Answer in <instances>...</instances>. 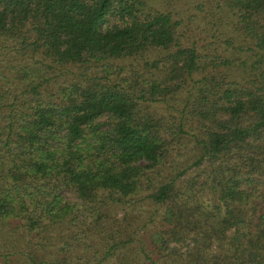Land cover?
Instances as JSON below:
<instances>
[{"label":"trees","instance_id":"obj_1","mask_svg":"<svg viewBox=\"0 0 264 264\" xmlns=\"http://www.w3.org/2000/svg\"><path fill=\"white\" fill-rule=\"evenodd\" d=\"M163 1L0 0V264H264V0Z\"/></svg>","mask_w":264,"mask_h":264},{"label":"rangeland","instance_id":"obj_2","mask_svg":"<svg viewBox=\"0 0 264 264\" xmlns=\"http://www.w3.org/2000/svg\"><path fill=\"white\" fill-rule=\"evenodd\" d=\"M195 1L196 0H169L167 5L171 6V5H173V2H175V3L177 2L179 4V7L181 8V12L183 10L184 14H189V13H193V11H196V8L194 7ZM163 2H164L163 0H152V3L157 4V5L160 3H163ZM189 170H190V172H192L194 169L192 167ZM151 209H152V205H150V204H144L143 206H141L139 208L140 214H141L140 217L142 218L144 214L150 213L152 211ZM162 210L163 209H158L157 211H155L156 216L154 219V223H152L151 225H154L156 228H158L162 225V213H163ZM150 232H151V226L150 225L148 227L144 228L143 230H140L141 236H144L146 238ZM51 249H52V247H51Z\"/></svg>","mask_w":264,"mask_h":264}]
</instances>
